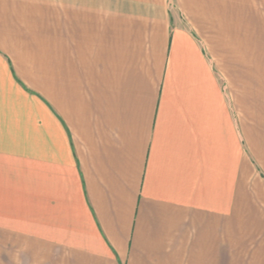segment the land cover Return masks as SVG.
Here are the masks:
<instances>
[{"label": "crops", "instance_id": "obj_1", "mask_svg": "<svg viewBox=\"0 0 264 264\" xmlns=\"http://www.w3.org/2000/svg\"><path fill=\"white\" fill-rule=\"evenodd\" d=\"M0 264H264V0H0Z\"/></svg>", "mask_w": 264, "mask_h": 264}]
</instances>
